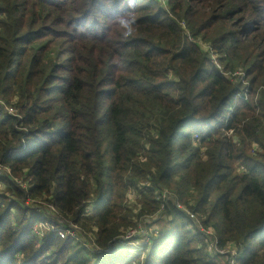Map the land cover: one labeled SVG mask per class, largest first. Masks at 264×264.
Masks as SVG:
<instances>
[{"label": "trees", "instance_id": "1", "mask_svg": "<svg viewBox=\"0 0 264 264\" xmlns=\"http://www.w3.org/2000/svg\"><path fill=\"white\" fill-rule=\"evenodd\" d=\"M135 2L0 0V95L18 98L0 107V264H140L116 238L149 218L174 228L154 229L142 264H215L196 221L241 264L264 261V0ZM165 188L193 218L155 200ZM36 198L57 216L13 202ZM38 223L83 241L93 225L102 251Z\"/></svg>", "mask_w": 264, "mask_h": 264}, {"label": "rangeland", "instance_id": "2", "mask_svg": "<svg viewBox=\"0 0 264 264\" xmlns=\"http://www.w3.org/2000/svg\"><path fill=\"white\" fill-rule=\"evenodd\" d=\"M143 1L144 0H136L135 3L136 4H140V3H143ZM164 2H165V5L162 8H163L164 11H166L167 10V6H166L167 0H164ZM181 24H182L183 28L186 29V24L185 23H181ZM187 38H188V41L191 40V38H190L189 35H187ZM206 44L207 43H203V44L201 43L199 45L201 47L205 48L204 46ZM239 75H242V74H239ZM10 96H12V95H10ZM17 100H18V98L16 96V93L13 95V97H2V95H0V107L2 108L3 112L6 113V114H8V115L14 114L15 113V108H14L15 106L14 105L17 102ZM104 111H105V106L102 107V109H101V112H104ZM210 125L211 124H209V125L208 124L203 125L202 129L204 131H207L209 129V126ZM252 149H253V147L252 148H249V151L247 153L249 156H251L252 153H253ZM143 157L144 156L141 155L140 158H139V161L144 162L145 159ZM236 166H237L236 169H238V171H241L240 170L241 165H236ZM3 170H5V169H2V171ZM1 173L4 174L3 172H1ZM6 175L11 178L10 174H8L7 172H6ZM22 178H24V177H22ZM22 178H20V179H22ZM12 180L14 181V179H12ZM16 184H18V186L22 190H24V191L27 190L26 184H20V182H16ZM4 188H5V185L3 183V180H0V193L1 194L4 192ZM165 190H167L172 196H175V195H173V194H175L173 192L174 190L171 191V190H169L167 188H165ZM133 192L134 191L129 190L127 192V194H126V197H125L126 204H129V206L132 209H134L136 207V203H137V197L134 196V193ZM13 202H14V204L21 211L25 212V218H27V219L31 218L32 216H36V217L40 218L41 220H44L43 219L44 217H46V216L50 215L51 213H53L52 210H53L54 206L51 203H49L47 201H44V199H42V198L29 199V200H26L25 202H19V203L18 202H15V201H13ZM180 203L184 207H186L183 202H180ZM91 206H93V204ZM93 208L94 207H92V210L89 211V214L93 213V211H94ZM186 209H187V207H186ZM10 218L13 221V224L14 225L16 224V221L20 219L19 217H16V213L14 211H12V213L10 215ZM148 220L149 221H152L151 222L152 224H150L148 222L147 223H144L143 220H140L139 219V220H136L135 221V225L133 227L128 228V229H124V230L121 229L122 230V233L116 239L120 240L122 242V244H123V245L122 244L121 245L124 246V247H126V248H129V250H127L126 252L119 253V256L120 257L125 256L126 254H130V255H137V254H139V258H140L139 259V262H140V264H142L143 261H144V259H145V253H143V247H142V245H145L146 243H148L151 240L152 235H154L156 233L154 231V229H159V230L165 231L164 233L167 236L169 234H172V232H173L172 230L174 228L173 225L168 226L165 222H156V223H153V221H155V220H153L151 218H149ZM41 224H43V223H38V226L41 225ZM36 226H37V224L34 226V228ZM78 227H79V225H78ZM70 233H71L72 236H74V233L73 232L70 231ZM85 233H87L90 236V240L84 239V242H89L90 244H92V246H89L90 251L93 248V250H95L97 252H101L102 250L96 244V227H94L93 225L86 226ZM68 238H70V237H68ZM257 238H259V236ZM2 249L3 248L0 247V250H2ZM229 258H230V256L229 257H226V258L225 257L223 258V257L213 256V257H211L210 260L212 262H214L215 264H227L226 262H227V260ZM16 259H18V263L19 264L22 263V261H19V257H16ZM238 262H239V264H241L240 263V260ZM228 263H229V260H228ZM258 264H264V261H259Z\"/></svg>", "mask_w": 264, "mask_h": 264}, {"label": "built area", "instance_id": "3", "mask_svg": "<svg viewBox=\"0 0 264 264\" xmlns=\"http://www.w3.org/2000/svg\"><path fill=\"white\" fill-rule=\"evenodd\" d=\"M154 1L157 4H160L162 7H164V5H165L164 0H154ZM15 113H16V111H15ZM155 200L156 201L157 200L158 201L161 200L163 203L172 202L177 209L182 210L183 212H185V214H187V216H189L190 218H193V215L190 213V211L188 209H186L179 202V200L175 196H172L166 190L157 191ZM92 207L93 206H90L87 209L86 213H89V211L92 210ZM163 209H164V206L162 205L161 206V211H163ZM52 211H53V213H51L52 216H54V217L57 216V212H56L55 208H53ZM196 225L200 229V231L204 233V235L206 237L205 238V243L208 246V250L212 254H216L215 256H217V257L218 256H228V257L230 256V258L228 259L229 260L228 264H239L238 259H237V253L234 250H232V249H218V247H217V239H216L214 233L210 229L204 230L202 228V226L199 224L198 221H196ZM49 231L59 232V234L61 236L63 235L65 238L70 237L72 240H76V241H79L81 243H84L85 244V248H87L88 250H90L89 246H92V244H90L89 242H84L83 239L79 237V235L76 233V227L73 226L71 223H69V225H68V227L66 229H62V230L54 228V227H52L51 225H49L47 223H43V224H41L39 226L37 224V226L34 228V234L38 238L42 237L46 232H49ZM70 231L74 233V236L71 235ZM92 250H93V248H92Z\"/></svg>", "mask_w": 264, "mask_h": 264}, {"label": "clouds", "instance_id": "4", "mask_svg": "<svg viewBox=\"0 0 264 264\" xmlns=\"http://www.w3.org/2000/svg\"><path fill=\"white\" fill-rule=\"evenodd\" d=\"M122 23H124L127 26V25H129L130 22L127 21V20H123ZM129 31H131V28L130 27H129Z\"/></svg>", "mask_w": 264, "mask_h": 264}]
</instances>
